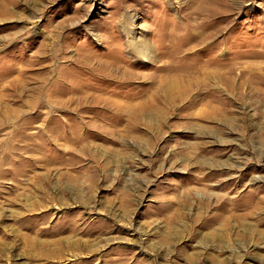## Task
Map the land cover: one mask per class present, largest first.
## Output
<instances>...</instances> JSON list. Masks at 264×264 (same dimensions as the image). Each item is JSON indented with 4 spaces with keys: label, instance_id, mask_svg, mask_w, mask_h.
I'll list each match as a JSON object with an SVG mask.
<instances>
[{
    "label": "rangeland",
    "instance_id": "obj_1",
    "mask_svg": "<svg viewBox=\"0 0 264 264\" xmlns=\"http://www.w3.org/2000/svg\"><path fill=\"white\" fill-rule=\"evenodd\" d=\"M0 264H264V0H0Z\"/></svg>",
    "mask_w": 264,
    "mask_h": 264
}]
</instances>
